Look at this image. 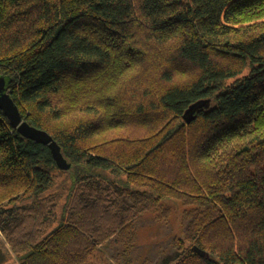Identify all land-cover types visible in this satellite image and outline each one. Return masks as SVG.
<instances>
[{
	"label": "trees",
	"instance_id": "obj_1",
	"mask_svg": "<svg viewBox=\"0 0 264 264\" xmlns=\"http://www.w3.org/2000/svg\"><path fill=\"white\" fill-rule=\"evenodd\" d=\"M263 18L264 0H0V75L23 119L71 163L60 169L49 145L24 137L0 108V231L23 247L22 264H106L99 245L133 230L135 207L152 212L182 197L190 170L193 180L215 174L209 199L224 211L199 224L195 244L176 258L264 264ZM158 44L173 53L155 64L164 81L157 104H135L143 92L127 87L137 113L116 123L107 111L114 97L97 100L90 84L115 65L140 67ZM179 70L190 71L185 82ZM114 137L126 140L114 145ZM94 139L117 147H93ZM60 170L68 182L47 204ZM112 181L134 200L114 201L101 186ZM45 218L54 226L44 235ZM224 221L233 233L222 231Z\"/></svg>",
	"mask_w": 264,
	"mask_h": 264
},
{
	"label": "rangeland",
	"instance_id": "obj_2",
	"mask_svg": "<svg viewBox=\"0 0 264 264\" xmlns=\"http://www.w3.org/2000/svg\"><path fill=\"white\" fill-rule=\"evenodd\" d=\"M139 38L141 42H146V35H139ZM172 48L173 46L169 44L153 45V50L146 56L145 60L143 57L140 60L142 63L140 67L127 70L123 67L125 63L121 66L115 65L114 69L107 70L109 76L102 79L96 77L89 86L91 90L88 91L97 100L101 102L105 101V104L110 97H114L115 103L111 108H107V111L116 123H120L128 118V114L136 112L133 102L131 105L126 102V96L123 91L127 87H134L137 94L138 90L143 92L142 95L137 96L135 104H144L150 100V110H152L154 108L153 105L157 104L158 97L162 91L161 89L164 86V81H160L155 77L157 73L159 74L160 69L157 68L159 64H155L166 55H168V58L170 54L172 56ZM148 57L152 59L149 63ZM246 71L248 69H245L242 74L246 73ZM177 73H179L178 80L181 82H185L186 78L190 75L189 70H179ZM120 96L124 98L126 103H124ZM89 102L93 101L89 98ZM86 115L87 109H84L82 116L85 118ZM158 122L159 120L155 119L151 124H157ZM106 132L103 133L106 134ZM121 139L126 140L125 137H114L110 139V142H114L115 145V141ZM104 145L105 141H97L94 139L93 147H102ZM111 147L117 146H104L102 150ZM189 173L191 174L190 179L188 177L184 180L186 182L181 184L182 189L180 191L182 197L177 198L171 196L156 211L152 212L149 210L143 212L135 207L133 209L135 214L131 221L134 227L133 230L127 229L121 235H113L101 244L100 250L104 255L103 260H105L106 264H183L181 259L176 257L180 251L187 255L191 247L195 244L192 238L196 236L195 232L199 224L208 216L224 211L223 208L221 210L218 207L214 208L212 200L209 199L211 197V186L215 184V174H206L203 172L201 178L198 177V179L193 180L194 172L190 170ZM207 177L209 179H206ZM68 178L69 173L66 171L60 170L55 172L54 184L50 188V191L44 195L48 196L46 198L47 204L49 203V198L55 194H59L57 192L58 187H62L64 183H67ZM198 180H205V182H199ZM198 184L203 187L202 190L196 191L195 186ZM101 186L110 188L109 191H112L114 194L112 197L114 201H116L114 196L118 200H122V202L125 198L131 201L134 200L132 193L130 194V190L127 187H122V183L116 184L115 181H112L111 184ZM67 193V189L62 188V203L65 202ZM175 198L179 200H175ZM202 199H205L206 203H200ZM21 203L26 204L27 201L24 200ZM128 204L132 206V203ZM49 206L44 210V205L42 211L44 213L47 212ZM129 215H132L131 212ZM130 216L128 217L130 218ZM41 225L45 235L51 230L50 227L54 226V222L49 226L45 218ZM30 228L29 226L28 229ZM221 229L222 231L229 229L233 233L232 223L228 221L223 222ZM21 247H14L6 235L0 231V264H22L18 255ZM101 260L102 258L94 261L97 262L96 264H100Z\"/></svg>",
	"mask_w": 264,
	"mask_h": 264
},
{
	"label": "water",
	"instance_id": "obj_3",
	"mask_svg": "<svg viewBox=\"0 0 264 264\" xmlns=\"http://www.w3.org/2000/svg\"><path fill=\"white\" fill-rule=\"evenodd\" d=\"M0 108L4 110L11 124L24 137L49 145L56 164L60 169H70L71 163L64 156L60 145L53 137L47 131L31 125L23 119L18 105L7 91V78L3 75H0ZM194 250L201 256L208 255L206 251L200 249L197 245L194 246Z\"/></svg>",
	"mask_w": 264,
	"mask_h": 264
},
{
	"label": "crops",
	"instance_id": "obj_4",
	"mask_svg": "<svg viewBox=\"0 0 264 264\" xmlns=\"http://www.w3.org/2000/svg\"><path fill=\"white\" fill-rule=\"evenodd\" d=\"M101 245H99V247H100Z\"/></svg>",
	"mask_w": 264,
	"mask_h": 264
}]
</instances>
